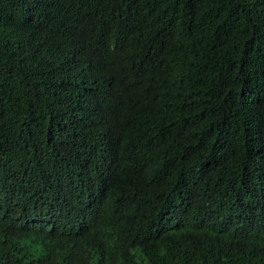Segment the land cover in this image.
<instances>
[{
  "label": "trees",
  "instance_id": "trees-1",
  "mask_svg": "<svg viewBox=\"0 0 264 264\" xmlns=\"http://www.w3.org/2000/svg\"><path fill=\"white\" fill-rule=\"evenodd\" d=\"M0 179V264H264V0H0Z\"/></svg>",
  "mask_w": 264,
  "mask_h": 264
},
{
  "label": "clouds",
  "instance_id": "clouds-1",
  "mask_svg": "<svg viewBox=\"0 0 264 264\" xmlns=\"http://www.w3.org/2000/svg\"><path fill=\"white\" fill-rule=\"evenodd\" d=\"M5 186V181L0 179V188ZM60 198V197H59ZM58 198V199H59ZM60 202L58 203V206H60L61 213L64 214L67 212L68 208L71 206L73 203L75 196H64L61 197ZM12 200H13V209L18 207L20 211H12L11 208H4L0 210L6 211L3 212L8 215L10 223L14 226L17 227L16 224V219L17 221L23 226V225H29L27 227H23L22 229H18L20 235L23 236L22 240L24 242V245L32 243V245L37 244L40 245L44 248L46 247L47 242L49 238L46 236L42 241L38 237H32L29 236L28 233L32 231L30 228L31 225H35L36 228H41L50 222L45 220L44 216L42 213L45 211L51 210V199H47V201L50 204L43 203L39 200L36 199V197H30L29 199L27 198L26 200H21L19 203L18 200L14 199V197L11 196V205H12ZM53 216L56 218L58 214L56 212H53ZM57 220H60V218H56ZM61 221V220H60ZM58 232H63L65 235L63 238H60L58 236ZM57 233V234H53ZM52 235L56 238V240L59 242L60 247L58 249H54V257L58 260H61L62 258L66 257L67 251H68V241H66V233L63 224H56L54 223L52 231L48 235ZM20 243L21 240H20ZM27 246V245H26Z\"/></svg>",
  "mask_w": 264,
  "mask_h": 264
}]
</instances>
